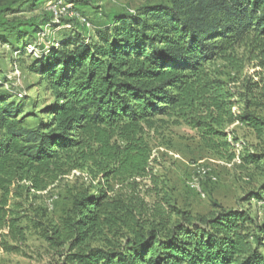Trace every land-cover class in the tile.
<instances>
[{"label": "trees", "instance_id": "1", "mask_svg": "<svg viewBox=\"0 0 264 264\" xmlns=\"http://www.w3.org/2000/svg\"><path fill=\"white\" fill-rule=\"evenodd\" d=\"M65 1L78 10L75 0ZM49 14L29 31L11 25L0 35L19 56L37 46L28 69L54 96L42 111L49 117L29 126V115L19 117L24 97L0 92V249L18 251L8 239H26L25 195L89 164L97 184L76 186L57 222L46 220L43 208L32 221L59 257L52 264H264V222L246 209L200 215L175 204L154 172L147 131L156 118L172 117L218 158L233 161L239 142L228 129L238 123L258 140L244 145V166L264 176V0H172L113 14L93 34L75 31L38 50L29 38L55 26ZM245 43L260 79L233 87L215 65L239 69Z\"/></svg>", "mask_w": 264, "mask_h": 264}, {"label": "rangeland", "instance_id": "2", "mask_svg": "<svg viewBox=\"0 0 264 264\" xmlns=\"http://www.w3.org/2000/svg\"><path fill=\"white\" fill-rule=\"evenodd\" d=\"M16 1V2H14ZM55 0H0V35L8 33L14 27L31 30L36 24L50 20V4ZM78 10L55 19L51 26L46 25L38 38H29L36 42L38 50L58 44L63 37L73 32L81 35L93 34L97 26L107 23L116 13H140L144 7L168 4L172 0H75ZM71 19V20H68ZM86 19L87 21H84ZM9 22L3 25V22ZM89 22V23H88ZM53 23V22H51ZM86 24L84 26V24ZM18 25V26H17ZM78 27L81 29L79 32ZM22 43L18 45L21 47ZM37 46L29 45L23 56L6 42L0 43V74L3 75L1 91L17 92L24 97V112L29 115L27 125L37 124L38 118L47 116L43 108L54 102V96L47 83L28 69L32 60L31 51ZM253 47L245 43L238 49L240 68L235 70L229 62L218 60L216 67L225 72V79L232 81L233 87L243 86L248 81H259L261 67L252 58ZM233 80H236L233 82ZM9 92V93H10ZM264 92H260V95ZM156 124L148 128V137L153 147L152 164L154 172L167 183V191L175 204L193 214L209 215L213 211L224 209H246L259 221L264 222V176L253 167L244 166L241 153L245 144L256 145L258 140L253 132L236 123L229 126V132L238 136L237 156L233 161L220 159L200 142L195 130L185 124H176L172 117H158ZM251 149H256L255 146ZM89 164L71 166L70 171L46 190L23 197L21 209L22 225H27L24 241L9 242L18 247V251L0 249V264H52L59 260L49 250L48 244L40 237L32 221L38 220L40 208L46 210V220L57 222L71 207L72 195L76 186H91L93 175ZM205 171V174H204ZM150 185V182L143 183ZM257 189L258 193L250 203L244 202L248 193ZM1 195V191H0ZM262 197V198H261Z\"/></svg>", "mask_w": 264, "mask_h": 264}, {"label": "built area", "instance_id": "3", "mask_svg": "<svg viewBox=\"0 0 264 264\" xmlns=\"http://www.w3.org/2000/svg\"><path fill=\"white\" fill-rule=\"evenodd\" d=\"M49 10L52 12V14L54 15L56 19L67 15L68 13H70V11L73 14H76V12L72 10L71 5L68 4L65 0L53 1L49 6ZM204 174H205V171H204Z\"/></svg>", "mask_w": 264, "mask_h": 264}]
</instances>
